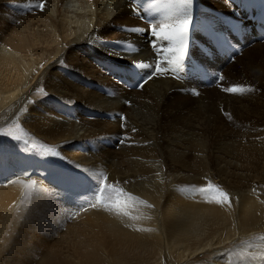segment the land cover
I'll use <instances>...</instances> for the list:
<instances>
[{
    "label": "bare ground",
    "instance_id": "6f19581e",
    "mask_svg": "<svg viewBox=\"0 0 264 264\" xmlns=\"http://www.w3.org/2000/svg\"><path fill=\"white\" fill-rule=\"evenodd\" d=\"M7 1L19 5L24 17L11 18ZM156 2L46 0L41 11L33 7L39 0H0V124L9 122L11 104L18 105L31 141L57 147L79 166L68 170L53 157L1 152L0 238L15 215L24 222L1 251L0 264H191L204 252L215 256L206 264H264V250L253 241L221 255L228 244L236 247L256 232L264 237V227L253 225L264 217L260 188L232 191L231 206L200 207L188 193L170 190L174 184L165 187L167 174L200 168L221 174L206 167L215 154L235 160L219 167L228 170L229 186L249 182L248 174L234 171L250 172L253 181L264 178V0H193L189 53L207 75L190 74L186 60L179 78L169 72L148 79L152 69L133 61L154 64L159 58L149 26L162 18V12L149 14ZM121 72L136 73L138 81L122 80ZM231 85L254 91L222 90ZM38 90L50 98L40 100ZM201 139L204 159L189 146ZM28 170L41 181L22 214L25 208H16L28 186L2 184L16 176L29 184ZM96 173L152 207L135 203L126 209L138 219L90 207ZM73 210L78 219H65L63 211Z\"/></svg>",
    "mask_w": 264,
    "mask_h": 264
},
{
    "label": "snow or ice",
    "instance_id": "6c2138e0",
    "mask_svg": "<svg viewBox=\"0 0 264 264\" xmlns=\"http://www.w3.org/2000/svg\"><path fill=\"white\" fill-rule=\"evenodd\" d=\"M45 4L46 0H39V3L33 5V7L39 8L42 11L45 8ZM192 7L193 0H157V2L151 6L149 14H151L152 11L162 12V18L149 22L150 34L155 38L152 46L156 50L159 58L154 64L133 61L135 67L152 69V75H150L148 79H151L152 76L156 74L164 75L169 72L177 74V78H179V73L184 69L186 60L188 63V72L190 74L207 75V72L201 66V62L195 61L189 53V34L193 27ZM206 28L209 32L214 31L210 25H207ZM130 30L143 31L144 29L132 28ZM129 47L133 51H138V49L131 45H129ZM218 79L223 81L224 76L220 75ZM143 83H147V80H144ZM140 86L143 87V84ZM222 90L226 93L241 95L254 91L251 87H245L243 85L222 87ZM225 115L229 119L232 118L228 113H225ZM122 119L126 118L122 117ZM0 135L11 136L14 140L21 141L24 140V137L29 135V133L25 132V130L21 128V125L14 121L8 128L0 130ZM24 142L27 143V141ZM41 147H43V145ZM3 150V145H0V152ZM46 154L52 156L60 155L50 148L46 149ZM72 179V177H68L69 181ZM93 179L96 181V188L93 193V198L88 201L89 206L92 208L100 206L105 210L115 211L118 215H126L130 216L132 219H138L139 217L131 216L130 212L126 209L130 206H134L135 203L152 207V205L147 204L146 201L125 191L117 184L108 183L105 173L93 174ZM9 183H23V181L13 180L9 181ZM34 184L35 182H32V185ZM196 191L199 192L208 203L228 204L231 206L229 194L219 185L212 184L211 181L208 182L206 188L196 189ZM262 203H264V201H262ZM138 230L143 231L144 229ZM261 239H264V237H261ZM260 258L264 259V254H262Z\"/></svg>",
    "mask_w": 264,
    "mask_h": 264
},
{
    "label": "rangeland",
    "instance_id": "374dc122",
    "mask_svg": "<svg viewBox=\"0 0 264 264\" xmlns=\"http://www.w3.org/2000/svg\"><path fill=\"white\" fill-rule=\"evenodd\" d=\"M19 5L17 4H11L10 1H7L6 3H4V8L6 10H8L9 14L11 16V18H19V17H24V15L22 14V12L19 10ZM18 16V17H17ZM240 31V30H239ZM241 34L242 31H240ZM149 37V36H148ZM240 43L243 44L242 42V35L241 38L239 39ZM229 51V50H228ZM232 53V52H231ZM230 61H233V58H230ZM114 72L116 74H118V70L114 69ZM122 75V80H127L130 79L131 81H138L137 74L136 73H125V72H121ZM81 80H85L83 78H80ZM137 83H135V85H137ZM37 94L43 95L42 97H40V100H46V98H50V96H45V93L43 92V94H41L40 90H38L36 92ZM5 94V93H4ZM34 101L37 100L33 99ZM58 101V103H60L61 105H66L69 103H65L64 101ZM2 106V105H0ZM10 108L12 109L8 115L10 116V120L8 123L6 124H0V130L6 129L9 127V125L13 124V122H17L21 125V128H23L25 130V128L22 125V118L24 117V114L22 111H18V105H14L11 104ZM63 117L67 118L66 115H62ZM25 132H27L25 130ZM28 133V132H27ZM19 134V133H17ZM202 141H193L192 143L189 144V146L191 147V149L196 150V151H200L203 152L201 153V157L204 159L205 157V152H206V140L205 139H201ZM24 141H27V143H25ZM0 145H3L4 150L2 152H4V154L6 153H10V154H14V155H23L26 156L28 158H37L38 160H41L42 157H46V158H51L53 157L55 160H57L60 164V167L65 168L70 170H77L79 169V167H75L72 162L69 161V159L63 155V153L61 152L60 149H58L55 146H51V145H44L39 143L38 141H31L30 139V134L24 137V140L21 141H16L14 140L11 136H4V135H0ZM43 145V147H41ZM50 146V147H49ZM216 147V146H215ZM53 149L54 151L58 152L60 155L59 156H52V155H48L46 154V149ZM57 149V150H56ZM118 152H120V150H117ZM205 151V152H204ZM217 153H219V151H217ZM1 154V152H0ZM62 155V156H61ZM43 160V159H42ZM203 161V160H202ZM197 162V161H194ZM225 162H235V160L233 158H226L224 159L222 154H215L214 157L211 158L210 163L208 164L207 161H204V163L208 164V166H206L207 168L209 167L210 171H215V170H219L221 172V174L218 173H211L209 174L208 171L201 170L200 169H196V170H191L190 173L186 174V175H181V174H176L175 176L172 174H167L166 176V181H165V187L167 189V187L172 183L175 186L171 189H176V191L182 192L187 194L186 197H189L188 199L190 200V202H193L195 205L197 204H201L200 207L204 206L207 204V201L205 200V198L203 199V196L199 194V192L196 191V189H200V188H206L208 186V182L211 181L212 184L214 185H219L224 191H226L229 196L231 195V192L234 190H238V191H245L248 190L247 185H253L257 188H260V190H262L264 192V178L263 179H259V180H254L253 181V175L249 173H243V172H239V171H234V173L237 175V177H245L246 174L249 175V182L247 184H244L243 186H235L233 184H231V186H229V183L226 181H229L226 179V172L228 171L227 169H224V171L222 172L221 168L219 167H226L224 166ZM57 165V162H55ZM62 165V166H61ZM11 166L8 165V169L10 171ZM232 168V167H231ZM246 169L248 171H250L251 169L249 168V166L246 165ZM231 170V169H230ZM8 171V172H9ZM25 175L29 176V178L32 179V181H30V183L28 184L27 178H25L24 176H16L14 177L11 181L13 180H19V181H23V183L26 184V186H28V189L26 190L23 199H22V205L17 206L16 209H21V208H25V205L27 203V207L30 203V196H32L34 194V188L37 184H39V182L41 181V178L39 176L35 175V172L33 170H28L25 172ZM259 175H263V174H259ZM74 179L76 182L80 181V176L79 175H74ZM140 180V179H139ZM147 180L151 181V176H147ZM226 180V181H225ZM32 182H35L34 185H32ZM113 184H117L119 185V183H114L111 182ZM10 184L9 181L7 183L2 184V186L4 185H8ZM139 184V183H137ZM1 186V187H2ZM185 191V192H184ZM172 195V193H171ZM27 207L25 208V210L22 212V214L27 210ZM64 214L63 216L65 217V219L69 218V221H74L75 218L78 219L79 217V212H75V210L70 212L67 211H63ZM74 214V215H73ZM76 216V217H75ZM78 216V217H77ZM71 218V219H70ZM21 222H24L22 216L19 219V217L17 215L14 216V220L12 223H10L7 227V232L6 235H4L3 237L0 238V253L1 251H3L4 246L6 247L11 240L13 239V236L15 235V232L18 230L19 228V224ZM254 226L257 228L260 227H264V217L262 219H255L253 222ZM260 232H256L255 235H253L250 238L241 240V241H237V246L234 247L233 245L231 246L230 244H228L226 246V249L221 252V255H225V256H229L232 252H237V249L239 246H243L244 243L253 241L255 245L258 246H254L255 248L258 247L259 251H263L264 250V239H261L260 237ZM62 241H64L65 243L66 241V237L65 235H62ZM52 243V242H51ZM262 244V245H261ZM236 249V250H235ZM27 253V252H24ZM37 254V256L40 255V252H35ZM45 253V252H42ZM224 256V257H225ZM26 262H30L29 259H24ZM210 260H215V256H213V254H211L210 256L202 253L199 254L196 257V260L191 263V264H206L208 261ZM222 260V259H220ZM196 262V263H195ZM199 262V263H198ZM163 264H168L167 261H165ZM185 264V263H182Z\"/></svg>",
    "mask_w": 264,
    "mask_h": 264
}]
</instances>
